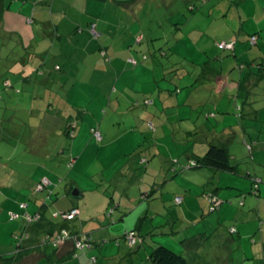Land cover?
<instances>
[{
  "label": "rangeland",
  "instance_id": "1",
  "mask_svg": "<svg viewBox=\"0 0 264 264\" xmlns=\"http://www.w3.org/2000/svg\"><path fill=\"white\" fill-rule=\"evenodd\" d=\"M11 1L13 10L18 7V1L26 3V0H7L10 6ZM113 2L116 3V0ZM233 2L236 0H143V5L137 11L120 7L119 14L118 11L113 12L114 7L106 8L105 3L100 10H93L97 17L104 14L118 20L119 15L125 22H110V27L106 23L98 39H94L89 28L91 35L85 31L87 25L90 26L89 22H58L57 25L64 24L59 28L62 38L56 34L58 30L54 22L47 26H43V23L36 25L37 22H9L5 25L2 22L0 204H10L12 208H16V202L20 201L32 206L34 203L40 205L47 197V192H34L33 182L45 169V174L51 180L48 189L56 190L53 200L46 201L50 207L54 208L56 203L57 206L68 207L73 201L80 200L85 204L84 216L102 211L105 222L110 221L112 224L122 221L119 219L121 208L116 211L118 219H115L116 214L107 216L109 202L114 196L116 203L121 200L122 206L124 203L130 204L132 206L128 209L135 210L128 214L131 218L122 221L123 226L125 223L131 225L137 222V216H144L151 207L158 214L155 223L157 238H165L169 245L166 246L183 254L188 260L187 264H264V239L258 228L261 222L258 212L264 216V195L259 197L248 190L249 179H245L244 171L247 162H252L249 149L243 143L244 135H237L236 142L240 143H235L234 147L241 158L233 160L241 168L238 185L243 190L233 198L234 203L231 199L220 197L224 201L223 207L209 212L210 204L204 202L202 195L214 188L215 174L206 167L187 168V164L191 148L201 149L203 139L212 137L214 128H210L215 124L214 119L208 120L206 116L209 112L201 111L200 116L203 114L205 121H209L206 128L192 114L193 107L180 101L179 93L169 92L161 96L159 92L154 93L153 89L146 97L141 87L146 82L155 84L157 73L159 85L170 86L173 83L172 86L182 88L193 83L194 78L192 80L184 76L182 80L179 79L181 73L194 66L191 63L203 65L207 60L206 67L198 66L214 71L219 68L217 63L222 59L221 56L233 58L232 51H220L216 47V42L230 39V35L241 31L242 22L233 19L237 14ZM31 3L34 5L35 0H31ZM251 4V1L247 2L246 7L249 8ZM66 6V0L58 1L56 5L58 9ZM220 15L230 21L224 22L225 31H220V23L214 20ZM244 23L252 25L250 20ZM246 30L243 29L245 33ZM21 34L25 44L20 42ZM45 34L46 38L41 40ZM259 40L263 47V38ZM102 42L108 47L106 58L109 61L99 55L101 50L95 47L96 43L101 46ZM238 43V54H241L240 46L248 49L249 54L260 50L259 43L251 45L243 36ZM26 49L29 55L36 52L44 57V71L49 75L47 80L23 83L24 76L19 73L21 66L15 64L18 69H11V62L24 56ZM209 57L214 58L209 60ZM130 59H136L138 65ZM56 63L61 69H54ZM106 64L112 69L111 74L102 72ZM97 66L98 73L90 74L86 70L87 67ZM136 67L140 69L136 72L131 70ZM123 70H127L126 73ZM13 79L14 85L9 88L8 84ZM249 108L246 106L247 110ZM232 113L236 118L235 112ZM185 117L193 119L195 122L192 125L196 124L198 128L188 133ZM70 123L74 125V137L64 133L66 125L69 127ZM250 131L254 135V131ZM97 133L101 134L100 139ZM258 136V140L264 143V136L259 132ZM141 157L146 160L141 161ZM146 172L152 175L153 185L142 188L140 179ZM189 174L195 176L194 184H191L193 192L184 191L179 195L193 196L191 203L202 207V210L199 214L190 213L196 218L185 217L182 213L173 217L169 209L164 211L167 215L160 214L157 208H161L165 202L169 205L176 190L184 187L183 178ZM73 179L82 188L93 190L87 191L84 198L80 199L75 198L72 191L71 195L64 196ZM224 187L233 191V187ZM145 189L150 193L147 197H143ZM58 194L60 201L55 199ZM230 194L226 193V196ZM7 212L0 213V238L5 236V228L10 230L20 227L21 219H12ZM211 215L212 224L209 222ZM146 218L147 228L153 220ZM252 218L257 220L256 224L251 223ZM187 230L190 235L186 233ZM17 233L18 241H21L20 230ZM30 234L24 245L33 242V232ZM15 237L13 235L14 242L18 244ZM93 238L98 245L91 252L95 251L99 257L97 263L88 264H108L113 261L115 264H131L130 260L134 264H152L148 255L151 251L149 244L153 239L130 248L122 232L115 236H103L102 240L106 242L97 240L94 233ZM119 243L122 245L121 256L129 250L133 251L131 256L125 258L127 260L109 256L115 249L118 251ZM104 249H108L106 258L101 254ZM74 260L78 259L71 258L59 264ZM40 264H47V261L42 260Z\"/></svg>",
  "mask_w": 264,
  "mask_h": 264
},
{
  "label": "crops",
  "instance_id": "2",
  "mask_svg": "<svg viewBox=\"0 0 264 264\" xmlns=\"http://www.w3.org/2000/svg\"><path fill=\"white\" fill-rule=\"evenodd\" d=\"M58 1L60 2L62 0H35L34 5H32L31 0H26V3H24V4L20 3V1H18V7L16 8V10H13L14 4H12V1H11V6L7 4L8 8L4 11L2 22L4 23V25L6 23H9V22H25V23L37 22L36 25H38L39 23H43L42 24L43 26H47V25H50L51 22H54V24L57 25L58 22H73V20H74V22H85V23L89 22L90 24L96 23L97 28L100 32L103 30V27L105 28L106 23L110 27V22H125V21H123V19L121 17H119V15H118V18H119L118 20H115V19L110 18V17H106V15H104V14L97 17V14L95 12H93V10H95V9L100 10L102 7H104L105 3H107L105 6L106 8H109V7L115 8L113 10L114 13H116L118 10L120 11V7L121 8L124 7V10L126 9L128 11H133L134 9L137 11L138 8H140L143 5V0H136V1H133V0H116V3H114L113 0H107V1L66 0V4H67L66 8L62 7V9H58L56 7ZM249 1H251L253 4H251V6L249 8H247L246 7L247 2H249ZM234 4H235V9H236L235 13L237 12V14L235 15L236 16L235 18L233 17V19H235V20L237 19L236 21L242 22V24L240 26L242 29L240 32H242V30L244 28L245 29L247 28V30H246L247 32H250L251 29H253V30L261 29L262 30L261 37L264 40V0H261V1L256 0L255 3L253 0H236V2ZM119 11H118V14H119ZM31 12H32V14H31ZM90 14H93L92 15L93 17H91ZM214 20L216 22L220 23L219 24V26L221 27L220 31H225L227 29V28H225L224 22H230L229 20H227V17H226V19H225V17L223 18V15L222 16L220 15L219 18H216ZM248 20H250L252 22V25L247 26L245 23L243 24V22H247ZM61 25H64V24L59 23L57 25V29H56V30H58L56 34L60 38L63 37V34L59 33V30H60L59 28L61 27ZM66 26L67 25H65V27ZM88 28H89V25H87V30L85 29V31L89 35H91ZM0 32H1V29H0ZM21 37H19L20 42H22V44H25V39H23L24 37L22 34H21ZM31 38L32 39L34 38L33 34H32ZM45 38H46V34L43 35L41 40H44ZM28 40H26V41H28ZM41 40H39V42ZM259 42H260V40H259ZM262 44H263V47L259 43L260 50L257 49L254 52H251L250 54L248 53L249 52L248 49H245L243 46H240L241 54H239L237 56L238 58H236L235 56H233V58H231V57L227 58L228 60H231V61L225 60L224 61L225 66L224 67H221V65H220L218 70L217 69L214 70L215 71L214 75H212V73L210 74V75H212V80H210L211 83L210 82H209V84L207 83L206 86H204V85L199 86L200 88H198V89H196V87H192V90L189 89V91H188L189 95L187 97L183 96L180 99L185 104H188L189 106L193 107L192 108V114L195 116L196 120H200L199 124H201L203 121V117H202L203 114L200 116L201 111L209 112L211 114V110H212L211 108H217L218 110H220L221 113L216 116V119H214L215 124H213V126L215 127L214 130L217 132L216 133L213 132V134H212L213 139L212 140H214V142H216L217 144L226 145L229 149L230 155H231L233 160L235 159L237 161L238 158H239V160L241 158V157H239L238 152L234 149V147H236L235 143H240V142H236L237 135L243 134L245 136L246 134H248V136H249L248 140L252 141V142L255 141V144H254L253 151H252V163L250 164L247 162V166H246V169L244 171V176L246 175V173L248 174V172H254L256 175H259V176L263 177V179H264V143L260 142L258 140V137H259L258 132L264 136V121H263L264 120V78L259 80L258 78H255L253 76L251 78V82L248 84V88H251V90H252L250 100L257 102L256 108H253V109L249 110V112H247L249 119H251V120L255 119V121H251L252 123L255 122V125H256L255 128L253 127V129H251L250 124L249 125L247 124V126L244 127L245 129H243L241 127V125L238 124L237 119L233 116V113H232L233 111H235V109H234L235 104L233 105V103L231 101V96L234 95V93L235 94L238 93V92H236L238 90V81L244 76L245 71L255 72L256 69H255L254 64H257L256 62L261 63L262 61H260V60H264V50H262L264 48V43H262ZM101 46L102 47L104 46L108 52V49H107L108 47L106 46V44H104L102 42ZM101 46L98 45L97 43L95 44L96 48H101ZM237 48H238V44L236 45V53L238 54ZM244 52H246V53L243 54ZM101 53H102V51H101ZM99 55H102V54H99ZM254 60H255V62H254ZM248 62H251V65H252V66H250L251 69H247V67H246V63H248ZM11 63H12V65L10 67L13 71L18 69V67L14 66L15 64H18L21 66V71H19V73L24 74V76H28L27 78H24V81L32 82V81H36L37 79L38 80L42 79V82H43V80L48 79L49 75L46 74V72L44 71L45 67L43 66L44 64H46V60H44V57L42 55H40L39 53L34 52V54L29 55V52L26 49L24 51V56H21L19 59L16 58ZM106 65H107V67H104L102 72L106 73V71H108V74H111L112 69L109 67L108 64H106ZM226 66H228V68H225ZM98 68H99V66H97L95 68H92V67L88 68L87 67L86 70L90 74H93V73L99 72ZM139 69L140 68L136 67L135 69H131V70L136 72ZM131 70H129V71H131ZM195 70H197V69H195ZM123 71H124L123 73H126L127 70H123ZM92 78H94V77H92ZM156 78H158L157 73L155 75V79ZM9 83H10L9 84L10 87H12L11 82H9ZM152 85H154V84H151V82H146L145 85H142L141 87L143 88V92L145 94H147L148 92L150 93L151 90H153ZM193 122H195V121H193V119L187 120L186 130L190 131V130H195L198 128V126L196 124L192 125ZM205 127L207 128V125H205ZM211 128L213 129L212 126H211ZM248 128H250L251 130L254 131V135H252L251 131H248ZM245 131H248V132H245ZM217 133H218V136H216ZM200 147H201V149H198L197 147H193V148H191V150H192V152H197L198 154H202L207 149L206 141H204ZM145 160H146L145 157H141V161H145ZM234 164H238V163L235 162ZM239 169H241V168L238 166V172L237 173L223 172V174L216 175V177L214 178V179H216V183L214 185V190L216 189L215 192L217 193V195L220 196L221 198L223 197L224 199H231V202H233V203H234L233 198L235 196H238L241 193V191L243 190L242 186L238 185L239 184L238 178L241 177V175L238 176V174L239 173L242 174V172L239 171ZM45 173H46L45 169L42 172H40V174L36 177V181L33 182V186L42 177H45V176L47 177V175ZM165 177L168 178V174H166ZM194 180H195V176L193 174L186 175L183 178V182H182V185L184 187L179 189V190H176V192L179 193V192L189 191L190 193H192L193 189L191 187V184H194ZM61 181H62V179H61ZM144 181H145L144 177L142 176L140 179V186L142 188L146 187L147 185H151V184L145 185ZM223 183L225 185H223ZM250 184H251V182H250ZM250 184H249V186H250ZM70 185H71V187L66 189L67 193L64 196H67L69 193L71 195V191L74 188H77L79 190V193H77L78 195H76L74 197L77 199H80L82 197L84 198L87 191L93 190V189L88 190V189L82 188L81 185L75 179H73L71 181ZM223 186L233 187V191L231 189L226 190L225 187L223 188ZM221 188H222V190H221ZM235 189H238L240 191L236 192V191H234ZM262 189L264 190L263 184H262ZM147 190L148 189H145L146 192H147ZM248 190L251 191V186L249 187ZM263 190H262V192H263ZM55 192H56V190H55V188H53V190L50 194L51 197L49 196L50 197L49 199L53 200V195H55ZM226 193H231V194H230V196L227 197ZM143 194H146V193H143ZM246 195L247 194H245V196ZM263 195H264V193H263ZM55 199L59 200V201L61 200V197L59 196V194L55 197ZM47 200H48L47 197L44 198L43 202H41V204L46 203ZM191 201H193V197L192 196L189 197L187 195L184 198V202H183L182 206H177L179 208H177V210H172V211L174 212V214H181L182 213V214H184L185 217L189 216L191 218H196L195 215L190 214V213L199 214V212L202 210V207H199L196 204L191 203ZM20 202H25V201H20ZM121 202L122 201L120 200L119 203H117V206H118V208H121V211H119L120 209H116L117 212L119 211V215H120L119 217L120 218L118 217L116 212L113 214H116L115 219L119 218L122 221L125 219V221H126V219H128L129 217L131 218L130 215L128 216L130 211L134 212L135 210L128 209L129 207L132 206L130 204L124 203L122 206ZM167 203L165 202L163 204V207L157 208V211L159 213L162 212L160 214L165 215L164 211H165V209H168ZM18 204L19 203L16 202V208H12L10 206V204L8 206H6L4 203L2 205L0 204L1 215L3 212H6V210H8L7 215L10 218H11V214H13L14 212L15 213L16 212L24 213L25 210L24 211L21 210L19 208ZM57 204L58 203L54 204L55 205L54 208L50 207V205L48 204V207L46 210V214L48 216V219L56 220L57 222H61V223H63V222L67 223V220L63 219L61 217L55 218L53 216L54 217L53 218L51 215L53 213V210L56 208L54 210V214H55L56 212H60V213H64L67 211L69 212L74 207L78 208L79 209L78 212L79 211L80 212L76 216L75 220H73V221L71 220L72 225H70V229L72 231H75L78 233L84 232V233L91 234L92 238H93V233H94L95 238L97 240H99L100 242H101L103 236H106V235L115 236L116 233H120V232H122V235H123L125 233V231H131L132 232V230H133V231L138 232L139 234H150L151 232H153L154 236H152L151 239H153L154 241H152V243L155 242V243H160V244H164V245L169 246L166 243L165 238L158 239L156 236L158 234H157V231L155 230V228H156L155 223H156V217L158 216V214L154 213L151 210V207L148 211H146V214L144 216H140V215L137 216V219H139L137 222L136 221L132 222L131 225L128 223H125L123 226L122 221L121 222L119 221L116 223L112 222V224H110V221L105 222V218L102 215V211H94L91 216H88V215L84 216L83 213L85 210V204L80 200L73 201L72 205H70L68 207H66L65 205L57 206ZM37 209H39V205H37L36 203H34L33 206L28 204L26 211H28L29 213H33ZM126 211L127 212L129 211V213H127ZM133 212L131 214H133ZM166 215H167V213H166ZM78 216H80L79 219H78ZM262 216L263 215L261 214V212H258V217H259V220L261 221L260 226L258 228H259V231H261V233H262L261 234L262 238L264 239V216H263V218H262ZM146 217H150L153 220L151 225L149 224L147 228H146V225H147V222H146L147 218ZM212 217H213V215H211L209 217V222L211 224L213 222ZM248 217L246 219H248ZM20 219H21L20 220V227H16V228L10 229V230H8V228L4 229L5 236L3 238L2 237L0 238V256H3V255L11 256V255L17 253L18 250H22L21 244L18 241V237H17V235L19 233H17V232H18V230H20V235L24 234L23 231L25 230L26 222L23 218H20ZM108 220H109V218H108ZM251 223L256 224L257 220L255 218H252ZM152 225H153V228H152ZM32 229H33V226H29L28 232L29 233L31 231L33 232V237H34L33 242L30 241L26 245H24V242H23L22 246L25 248L26 252H23L22 255L19 256L18 260L14 261L12 264H40L42 262V260H46L47 264H48V260H47L46 256L44 255V253H41L40 251H38L39 248L34 247V246H37V245H35L37 243V242L35 243V241H36L35 236L37 234L34 233L35 231H34V229L33 230ZM255 232H257V230ZM186 233L188 235H190L188 230L186 231ZM204 233H206V229H204ZM13 235L16 236L15 239L19 242L18 244H17V242H14ZM104 240L105 239H103L102 241H104ZM167 240H169V238ZM95 243H97V242H95ZM66 246L64 245L63 247H61L58 250L60 252V254L65 253V251L67 249ZM119 247H121V246H119ZM149 253H150V251H149ZM94 254H95V251L94 252L90 251V252L83 254L80 258H77L78 260H74L71 262H65L63 264H88V263H92L93 261H92L91 257L94 256ZM101 254L103 256H106L108 254V249L102 250ZM95 255H97V254H95ZM124 260H127V259H124ZM64 261H66V260H64ZM64 261H61V263ZM129 262L131 264H134L133 260H130Z\"/></svg>",
  "mask_w": 264,
  "mask_h": 264
},
{
  "label": "trees",
  "instance_id": "3",
  "mask_svg": "<svg viewBox=\"0 0 264 264\" xmlns=\"http://www.w3.org/2000/svg\"><path fill=\"white\" fill-rule=\"evenodd\" d=\"M98 1H107V0H98ZM136 1V0H133ZM8 2L7 0H0V25L2 24L3 21V15H4V11L8 8ZM172 7V6H171ZM189 8V7H188ZM190 9V8H189ZM194 9V6H191V10ZM95 26L96 29V33L94 34V32H92V27ZM240 29H242L240 27ZM89 30L91 31L94 39H98L100 37V32L98 31L97 25L96 23H91L89 26ZM261 29H256L253 30L251 29L250 32L246 33L242 30V32L239 31V33H236L235 35H231L229 36L230 39H224L222 41L216 42V47L220 50V51H232L233 56H235L236 58H238L237 56L239 54L236 53V45H239V39L243 36V38H245L246 41H249V43L251 45H257L259 43V37H261ZM242 33V34H241ZM0 34H4V33H0ZM246 34V35H245ZM22 43V42H21ZM222 44H230V47H223ZM100 50L102 51V56L107 60L108 57L106 58V55L108 54L107 50L105 49V47L101 46ZM207 54V53H206ZM210 58H214V57H209V60H211ZM221 60L220 62H218L217 64L221 67H224V61H231L228 60L227 58H223L221 56ZM230 58V57H228ZM130 61L135 64L138 65L137 60L136 59H130ZM262 61L261 63L256 62L257 64H254L256 71L255 72H249V71H245L244 76L238 81V90L236 92L238 93H234V95L231 96V101L233 104H235V116L237 119L238 124L241 125V127L243 129H245L244 127L247 126V124L251 126V129H253V127L255 128V122H251V121H255V119H249L247 112H249V110L256 108V103L253 100H250V96H251V88H248V84L251 82V78L254 76L255 78H258L259 80L264 78V60H260ZM253 62V61H252ZM255 62V60H254ZM253 62V63H254ZM205 63H207V60L203 63V65L201 64H196V63H191L194 66L190 67L187 69L186 72H183L180 74L179 79L182 80L183 77H189V79L194 78L193 83L190 84H186L184 86L179 87L178 85H176L175 87L172 86V84L166 85H159L158 84V78L155 79V84L152 85L153 86V92L157 93L159 92V94L161 96H163L164 94L166 95V93H179V97H183V96H188L189 95V89L192 90V87H196V89L200 88L199 86H206V82L207 83H211L210 80H212V75H214L215 71H210L208 69H203L202 67H206L207 65H205ZM202 67H200V66ZM251 62L246 63V67L247 69H251L250 68ZM239 67V66H238ZM192 68V69H191ZM200 68V69H199ZM225 68H228V66H226ZM55 70L61 69V66L59 64H56L54 66ZM197 69V70H195ZM246 69V70H247ZM238 70V69H237ZM239 71V70H238ZM253 71V70H252ZM205 72V73H203ZM212 73V75H210ZM22 74V73H20ZM226 75V74H225ZM24 76V74H23ZM28 76H24L22 78V82L24 83V78H27ZM163 78V77H161ZM160 78V79H161ZM14 80L11 82V86L14 85ZM168 79H166L167 81ZM170 81H173L172 78H170ZM10 84V83H9ZM8 84V86L10 87V85ZM8 88V87H7ZM5 88V89H7ZM11 88V87H10ZM156 88V89H155ZM148 96V94H146V97ZM158 96V94H157ZM240 99L242 101V105H240ZM181 101V100H180ZM155 102V100H154ZM182 103H184L183 101H181ZM247 104V105H245ZM244 105V106H243ZM246 106H249L250 108L247 110ZM212 107V106H211ZM211 114L207 115L206 117L208 118V120L210 118L216 119V116L218 114H220V110H218L217 108H211ZM241 118H243V122H241ZM189 118H185V123L187 124V120ZM209 123V121H205V118H203V121L201 124H203V126L207 125ZM213 128L215 129V127L213 126ZM74 129V125L72 123H70L69 127L66 125V128L64 129V133L66 135H68L69 137H74L75 136V130ZM250 128H248V131L251 130ZM92 130L94 131L95 128L93 127ZM98 130H100L98 128ZM210 130H212V128H210ZM209 130V131H210ZM187 132L189 130H186ZM193 130H190L188 133H190ZM214 133H216L217 131L213 130ZM245 131V132H248ZM243 135V134H242ZM246 137H249L248 134L245 135ZM244 136V144H246L247 148L249 149L250 155H251V162H252V151H253V147L255 144V141H249L246 137ZM213 138L211 137L210 139H203V142L206 141L207 143V149L205 152H203L202 154H198L197 152H192L190 150V154L188 155V158H190L189 163L187 164V168H190L192 166L194 167H206L208 168L210 171H212L216 175H218V173H223V172H233V173H237L238 172V164H234L233 163V159L230 155L229 149L226 145H220L217 144L216 142H214V140H212ZM250 147V148H249ZM155 176V175H154ZM144 182L145 185L148 184V182H150V184H152V175L149 174L148 172H146L144 175ZM214 177V178H215ZM43 178H47L49 180V183H47L46 185L43 186L42 189H38V186L42 183ZM41 178L38 182H36L33 186V191L34 192H41V191H46L47 192V198L49 199L51 197V192L52 190L48 189V187L51 185V180L48 177H43ZM245 179H249V184L251 186V191H253V193L256 194V196H261V194H263L262 192V184L264 182L263 177L256 175L254 172H248V174L246 173L245 175ZM153 185V184H152ZM48 189V190H46ZM216 190V189H215ZM214 188L210 191L203 192V198H204V202L210 204V208H209V212H215L220 208L223 207V199H220V196L217 195V193L215 192ZM150 192H153V189H150ZM171 193V192H170ZM180 193V192H179ZM178 192H176V195L174 197H172V199L170 200L169 205H167L169 208L168 212L174 217L175 214L172 210H177V206H182L183 202H184V198L187 195H179ZM149 190H147L146 194L143 195V197H147L149 195ZM50 196V197H49ZM193 197V196H192ZM258 198V197H257ZM146 199V198H144ZM259 200V198L257 199V201ZM219 202V203H218ZM19 208L21 210H25L24 213H18V212H14L13 214H15V216L11 215L12 219H20L23 218L26 222V227L25 230L23 231L24 234L21 235V238H23L20 242V244H22L24 242V240L28 239L30 237V233H28V228L29 226H33L34 229V233H36L37 235L35 236V245L34 246L36 248H39L38 251H40L41 253H44V255L46 256L47 260H48V264H59L61 261L64 260H68L71 258H80L83 254L90 252L93 250V248L95 246L98 245V243H95L93 241V238L91 236V234L88 233H84V232H75L72 231L70 229V225L71 222L73 220H75L76 216L79 214L78 212V208H73L71 209L69 212H64V213H60V212H56L54 214V212L51 214L52 217L54 216L55 218L57 217H61L63 219L67 220V223L63 222H57L56 220H51L48 219V216L46 214V210L48 207L47 203L44 204H40L39 205V209H37L35 212L33 213H29L28 211H26V208L28 207V203L25 202H19L18 204ZM163 207V206H162ZM116 209H119L117 206V203L114 201V197L113 200H111L109 202V212H107V216L113 214L116 212ZM72 210H77V212L72 216V218H65L66 214L71 213ZM131 210V209H130ZM129 213V211L127 212ZM162 213V212H160ZM166 214V213H165ZM29 217L31 219H29ZM53 217V218H54ZM72 220V221H71ZM61 221V220H60ZM54 227V228H53ZM36 228V229H35ZM32 229V230H33ZM233 231H236L235 227H232ZM66 231V235L65 232ZM238 232V231H237ZM64 238V242H62L61 244L55 246L54 241H56L58 235H60ZM134 236L135 237V243L131 244L130 243V236ZM152 236H154V233L151 232L150 234H139L136 231H125V233L122 235V237L124 238L126 244L128 247L130 248H136L138 246V244H143L145 242H149V239L152 238ZM77 240H80L83 244H85V246H77ZM106 242V240H104ZM22 242V243H21ZM86 242L89 243L91 246L87 248L86 246ZM66 246V251L65 253H61L58 251L61 247ZM121 246V247H119ZM150 247H151V251L148 255V259L152 262V264H187L188 260L187 258L180 253H177L176 251L172 250L171 248L167 247L166 245L160 244V243H150ZM22 250H18L17 253L11 255V256H0V264H12L14 261H17L19 256L22 255L23 252L25 251L24 247H21ZM121 248L122 245L119 243L118 244V251L117 249L114 252L109 253V256H114V258H120V260L129 257L131 254H133V251L129 250L130 252H126L123 256H121ZM19 249V248H18ZM133 250V249H132ZM117 251V252H116ZM108 256V255H106ZM106 256H104L106 258ZM98 255H95L91 257L92 261L94 263L98 262ZM108 259V258H107ZM109 260V259H108ZM106 261V260H105ZM116 262L113 261L112 263L108 262V264H115ZM102 264V263H101ZM105 264H107V262H105ZM117 264H120V262H118Z\"/></svg>",
  "mask_w": 264,
  "mask_h": 264
},
{
  "label": "built area",
  "instance_id": "4",
  "mask_svg": "<svg viewBox=\"0 0 264 264\" xmlns=\"http://www.w3.org/2000/svg\"><path fill=\"white\" fill-rule=\"evenodd\" d=\"M91 30H92V32H94V34H97V33H96L95 26H93ZM222 46H223V47H230V44H228V45H227V44H222ZM95 135H96V134H95ZM96 136L100 139L101 134L97 133ZM249 148H250V147H249ZM47 183H49V180H48L47 178H43L42 183L38 186V189H39V190L42 189L43 186L46 185ZM218 203H219V202H218ZM76 212H77V210H72L71 213L65 215V218H72V216H73ZM11 215H12V216H15V214H11ZM29 219H31V218L29 217ZM64 232H65L64 235H66V234H67L66 231H64ZM129 239H130V243H131V244H134V243H135V237H134V236L131 235V236L129 237ZM62 242H64V238H63V237L61 236V234H60V235H58L56 241H54V244H55V246H57V245L61 244ZM76 245H77V246H85V244H83L80 240H77V244H76ZM86 246H87V248H88V247H90L91 245H90L89 243L86 242Z\"/></svg>",
  "mask_w": 264,
  "mask_h": 264
},
{
  "label": "water",
  "instance_id": "5",
  "mask_svg": "<svg viewBox=\"0 0 264 264\" xmlns=\"http://www.w3.org/2000/svg\"><path fill=\"white\" fill-rule=\"evenodd\" d=\"M77 193H79V190H78L77 188H74V189L72 190V195H73V196H76V195H78Z\"/></svg>",
  "mask_w": 264,
  "mask_h": 264
}]
</instances>
